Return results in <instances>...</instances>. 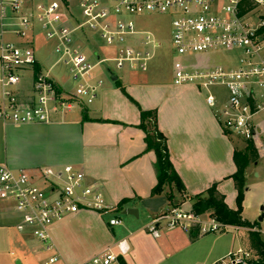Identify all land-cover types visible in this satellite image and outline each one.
I'll list each match as a JSON object with an SVG mask.
<instances>
[{"label": "built area", "instance_id": "1", "mask_svg": "<svg viewBox=\"0 0 264 264\" xmlns=\"http://www.w3.org/2000/svg\"><path fill=\"white\" fill-rule=\"evenodd\" d=\"M144 15L170 19L174 84L207 91V103L225 134L255 145L263 130L258 119L264 117V0H0L4 89L0 120L15 125L48 124L53 112L92 104L103 85L100 79L92 81L98 65L112 62L116 70L146 72L161 43L151 31L137 28L134 18ZM37 27L52 44L56 61L51 70L63 65L77 83L74 92L61 90L49 71L40 67ZM90 35L115 46L117 56L103 59L95 52L93 62L81 42H88ZM223 53L232 64H197L196 58ZM28 72L32 97L24 100L17 87ZM215 88L225 91L224 102L223 96L213 93ZM0 201L20 216L17 230L32 235L47 252L54 249L49 228L79 212L105 214L110 227L122 225L123 209L108 206L103 193L88 185L85 174L72 165L29 173L13 171L2 163ZM194 228L199 236L237 234L242 229L222 224L210 213L198 215L192 209L171 208L156 217L147 230L158 238L164 229L190 233ZM128 251L123 239L116 248H107L82 264H124ZM235 256L229 255L230 264L241 263ZM60 261V256L53 254L46 264Z\"/></svg>", "mask_w": 264, "mask_h": 264}, {"label": "crops", "instance_id": "2", "mask_svg": "<svg viewBox=\"0 0 264 264\" xmlns=\"http://www.w3.org/2000/svg\"><path fill=\"white\" fill-rule=\"evenodd\" d=\"M40 64L56 81L54 69L51 70L53 64L48 69L42 60ZM107 70L111 74L110 82L103 79L102 74H95L103 85L90 105L53 112L48 124L15 125L0 120V164H7L13 171L29 173L45 167L75 166L85 174L88 185L103 193L108 206L119 207L120 202L127 199L123 211L133 208L139 213L137 218L131 215L121 218L122 225L118 227H110L109 218L103 220V214L92 211H82L53 224L49 233L54 249L47 252L43 246L38 248L43 250L39 253L43 264L53 254L60 256L58 264H82L107 248H116L117 242L123 239L129 245L124 264L225 261L231 253L241 250L235 251V239L228 243L221 241L225 234L198 235L192 240L195 230L186 233L180 229H164L160 237L155 238L147 228L171 208L191 210V198L214 184L225 196L228 207L236 210L238 193L231 178L237 171L234 154L246 151L236 142L239 138L234 139L222 130L207 103V91L193 85L174 84L173 64L166 78L160 77L156 69L137 72L108 67ZM1 79L0 68V104L4 102ZM56 82L61 90L70 92ZM31 89L32 86L27 89L21 83L17 93L21 99L29 100ZM225 100L226 95L221 101ZM140 109L157 111L159 129L168 140L171 161L185 186V201H181L179 195L170 201L168 187L160 195H151L157 184L156 155L146 151L145 134L138 128ZM84 114L90 120L83 121ZM258 121L263 127L255 142L260 158L245 170V200L251 192L250 179L262 176L256 169L264 158V117ZM20 222L14 209L0 201V229L18 231L16 226ZM16 231L8 232L4 240L0 238V247L8 248L6 252L0 250V264H24L20 258L16 261L11 258L14 256L12 248L24 254L19 247L24 243L22 235L29 233L18 231L21 235Z\"/></svg>", "mask_w": 264, "mask_h": 264}, {"label": "rangeland", "instance_id": "3", "mask_svg": "<svg viewBox=\"0 0 264 264\" xmlns=\"http://www.w3.org/2000/svg\"><path fill=\"white\" fill-rule=\"evenodd\" d=\"M134 21L136 23V26L139 30L142 31H151L157 40L161 43V46L156 49L155 57L153 61L150 62L148 69L153 70L156 69L159 72L160 77L166 78L168 70L170 66L173 64V61L175 59L174 50L171 42V22L170 19L167 16L163 15H144L135 17ZM36 33V39H35V46L38 53V58L44 62V67L48 69L55 61L56 57L54 54H51L52 50V44L49 42L47 43L43 39V33L42 30L37 27L35 30ZM84 49L86 50L88 56L91 58V60L96 62L95 52H98L102 58H114L117 56V48L115 46H108L106 45L99 37L97 36H91L90 40L88 42H85L83 39L81 40ZM51 54V55H50ZM197 64H202L203 66L208 65H214V64H232L233 61L227 54H213V55H205L201 56L199 58H196ZM210 63V64H209ZM106 67L115 68L114 63L110 62L107 64L98 65L94 69V80L98 79L95 74H102L103 79H105L107 82L111 81V74L107 70ZM31 74L25 73L23 75L22 83L25 86V88L29 89L31 87ZM53 76L61 85H63L67 90L70 92H74L77 88V83L71 80L68 71L63 65H58L54 71ZM213 93L218 96H224L225 91L221 88H215L213 89ZM234 139L236 137H233ZM236 142L242 146L244 150H246L247 145L245 141L241 139H236ZM264 155V152H263ZM256 173H261L262 176H254L252 179H250V185H251V192L248 194L246 200L244 198L243 201V217L245 220L255 223L258 222L259 217L262 215L261 208L264 207V158L261 161L259 167L256 169ZM247 188V187H246ZM177 195V194H176ZM127 215H121L122 219H126ZM103 220H106L109 218L108 215L103 214L101 216ZM258 230L261 232V238L264 241V221L258 222ZM13 232L16 231V229L11 228ZM7 229H0V238L5 239L8 232ZM12 232V233H13ZM18 232V231H16ZM20 232H18L19 234ZM9 234V233H8ZM21 234V233H20ZM22 235V234H21ZM215 235V234H214ZM219 235V234H216ZM247 236V229L242 228L238 233L235 232H229L221 237V241L228 243L231 240H236L235 242V251H237L239 248H241V252H234L233 254H236L235 258H240L242 261L238 264H247L250 260L254 259V255L252 252H247V247L242 243L241 239H245ZM23 238V245L20 248V251L24 252V254H18L19 252L15 247L12 248V252L14 253L13 258L14 261H16L18 258L22 259L24 264H43L44 260H41L39 257V253H41L43 250L38 249L42 244L36 240L32 235L25 234V236L22 235ZM241 238V239H240ZM7 247H4L3 245L0 247V250L3 252L7 251ZM221 264H230V259H226Z\"/></svg>", "mask_w": 264, "mask_h": 264}, {"label": "trees", "instance_id": "4", "mask_svg": "<svg viewBox=\"0 0 264 264\" xmlns=\"http://www.w3.org/2000/svg\"><path fill=\"white\" fill-rule=\"evenodd\" d=\"M39 71V68H37ZM125 93V91L123 90ZM130 98V97H129ZM133 102L134 100L130 98ZM135 103V102H134ZM90 120L85 114L83 121ZM138 128L145 134V142L147 145L146 151H153L156 155L157 169V184L153 188L151 195H160L168 187V199L174 201L176 194L180 196L181 201H185V186L176 172L171 161L168 140L160 131L158 126V114L156 110L140 109V124ZM246 151H235L234 162L237 167L235 174L231 176L237 190V209L232 210L225 202V196L218 189L217 184H214L204 193L192 197V211L195 214L210 213L217 221L222 224L241 227L247 229V236L242 239V243L246 245L247 252H252L254 259L247 264H264V241L261 238V232L258 230L259 223H251L243 218V201L245 198L246 179L245 170L250 163H257L259 153L253 142H246ZM128 203L127 199L120 202L119 208L122 209ZM191 234L192 240L197 239L198 229L194 228ZM223 261L218 262L221 264Z\"/></svg>", "mask_w": 264, "mask_h": 264}, {"label": "water", "instance_id": "5", "mask_svg": "<svg viewBox=\"0 0 264 264\" xmlns=\"http://www.w3.org/2000/svg\"><path fill=\"white\" fill-rule=\"evenodd\" d=\"M112 79L115 80L116 78L113 76ZM261 213H262V215L259 217L258 222L264 221V207L261 208ZM123 214L135 216L136 218L139 217L138 211L136 209H133V208H127L126 210L123 211ZM16 264H21V263L17 262Z\"/></svg>", "mask_w": 264, "mask_h": 264}]
</instances>
